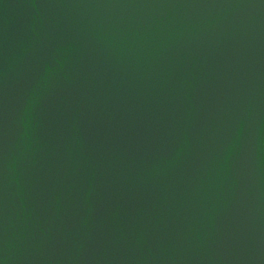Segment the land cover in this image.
Returning <instances> with one entry per match:
<instances>
[{
	"label": "water",
	"instance_id": "water-1",
	"mask_svg": "<svg viewBox=\"0 0 264 264\" xmlns=\"http://www.w3.org/2000/svg\"><path fill=\"white\" fill-rule=\"evenodd\" d=\"M0 264H264V0H0Z\"/></svg>",
	"mask_w": 264,
	"mask_h": 264
}]
</instances>
